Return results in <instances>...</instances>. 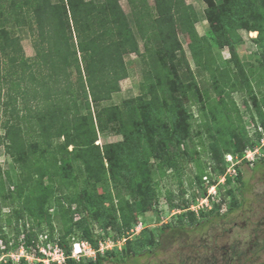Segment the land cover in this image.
Here are the masks:
<instances>
[{"label":"trees","instance_id":"1","mask_svg":"<svg viewBox=\"0 0 264 264\" xmlns=\"http://www.w3.org/2000/svg\"><path fill=\"white\" fill-rule=\"evenodd\" d=\"M204 1L207 4L205 15L212 31L228 27L236 16V10H242V4L247 6L246 0H222L220 4L215 0ZM128 2L137 33L144 42V53L140 51L139 39L120 0H105L100 4L86 0H0V106L3 116L8 118V124L4 125L5 135L0 134V147L4 146L9 153H13L12 148L16 150L15 135L20 129L10 123L21 119L20 112L23 109L29 115V121L35 120L40 125L41 132L38 129L36 132L48 135L50 141L62 136L67 140L68 146L73 145L78 164L76 174L72 172V168L71 174L62 173L65 178L70 177L67 182L70 190L63 197L58 196L55 189L41 185L43 193L32 203L23 194L21 186L16 185L10 196L5 184L0 182V194H3L1 199L8 202L12 198L13 216L17 220L16 244L11 246L10 237L0 236V241L5 240L6 245L5 250L0 247L1 255L9 254L13 247L17 249L22 234L26 249L37 248V256L41 258L43 254L38 251L40 236L46 237L43 242L45 246L48 243L58 244L67 256L65 264H128L129 260L138 261L142 253L140 250H134L126 258H122L117 249L100 252L101 242L107 239L115 242L126 239L125 243L131 250L154 245L156 238L151 230H142L141 235L134 240L126 237L138 223L137 206L143 213L153 211L160 219L157 190L159 181L153 180V171L148 169V157L160 160L158 169L165 176L170 170L181 172L176 157L180 153L173 151L176 156L170 158L167 154L169 145L176 144L177 148L184 146V152L190 159L194 155L193 151H197L196 148L189 149L188 145L192 140L188 134L189 127L185 126L191 118L188 104L203 103L205 97L198 89L193 70L185 59L179 31L192 40L196 58L201 56L202 41L195 28L198 15L185 0H154L153 6L149 0ZM10 22L19 27H27L35 38L33 44L36 61L33 66L25 59L19 39L13 38L8 31L6 26ZM219 44L221 47L227 45ZM231 49L235 51V44H232ZM128 54L139 55L145 64L144 95L126 100L123 112L116 106L100 110L103 103L110 101L113 94L120 91V82L127 78L124 56ZM183 64L189 72L182 76L178 68ZM73 73L77 75L76 81L72 80ZM226 86V83L215 85L220 94L225 93ZM228 96L231 97L229 93ZM222 103L225 107L224 102ZM82 109L88 110V113L82 114ZM94 111L101 131L109 125L121 123V116L128 114L127 117L136 125L139 134L125 129L123 144H107L101 148L95 144L98 136L94 125ZM215 116L213 120H220L219 115ZM223 116V119L229 120L230 110L227 109ZM165 117L167 122L165 119L163 122ZM70 122H74V139L68 132L70 130H67ZM214 126H217V122L212 126H200L199 135L203 144L206 138L205 127L206 131H210ZM149 129L154 135L147 140ZM255 129L252 136L242 129L240 157L246 149L255 148L263 140L264 128L263 132L258 126ZM139 138L146 143L136 144V150H132L129 145ZM225 139L219 136L214 144L208 146L207 162L210 166L206 163V167L196 178L199 194L194 196L195 199L204 198L210 185L216 184V180L225 173L226 169H218L215 157L219 148L229 147ZM51 147V143H47L45 148L33 143L29 145L27 154L35 157V165L40 162L48 170L46 165ZM225 154L227 153L222 156L225 157ZM200 158L198 153L197 158L193 159L200 161ZM224 163L223 160V165ZM258 163H264V159L251 168ZM242 164L246 165L244 162ZM207 165L214 176L207 171ZM240 165L237 166L238 172ZM205 177L209 178V183L204 181ZM238 180L243 181L242 175ZM124 182L127 196L120 187ZM102 186L104 192L101 194L99 188ZM6 191L8 194H5ZM184 195L185 191L182 192V196ZM64 199L69 207L61 213L64 230L57 235L55 217L51 211L58 208V205L61 209ZM227 201L226 197L222 200L228 205V212L223 216L221 210L224 203H213L214 217H225L242 204L238 200L235 204L233 200ZM235 205L237 206L234 207ZM189 208L190 203L184 198L182 203L171 204L172 210L184 211ZM201 214L204 215L203 212ZM182 216L188 218L190 224L198 223L196 212L188 210ZM20 221H23L22 229ZM44 222L48 229L42 226ZM111 231L116 236L110 237ZM157 231L164 233L163 229ZM76 238L88 243L96 252L95 257H83L79 261L72 258L75 244L72 241ZM238 255L246 256V253L239 252ZM1 264L14 262L8 257ZM21 264H27V261L22 258Z\"/></svg>","mask_w":264,"mask_h":264},{"label":"rangeland","instance_id":"2","mask_svg":"<svg viewBox=\"0 0 264 264\" xmlns=\"http://www.w3.org/2000/svg\"><path fill=\"white\" fill-rule=\"evenodd\" d=\"M86 1H94L100 4L105 0ZM185 1L194 8L198 15L195 28L202 41L200 46L201 56H197V59L194 56L195 47L192 40L179 31L185 59L193 70L198 89L205 97L203 103H195L194 100H191L193 103L188 104V114H191V118L185 126L189 127L188 134L192 137L188 145L189 149L196 148L197 151H193L194 155L190 159L184 152V146L177 148L176 144L169 145L167 154L170 158L176 156L173 151L180 153L176 157L181 172L175 173L170 170L165 176L161 175L158 169L160 160L153 156L148 157V169L153 171V180L159 181L157 190L160 219L158 220L153 211L146 209L148 212L143 213L141 208L137 206L138 223L126 238L134 240L141 235L142 230L147 229L153 232L156 241L151 247L140 246L131 250L125 243L126 239H123L120 240V246L113 250H119L122 258L131 255L134 250L142 252L137 262L129 260L128 264H262L264 263V163H258L254 168L238 164L236 165H240V172H238V170H234V164L229 163L227 158L231 156L235 162L236 159L240 158L239 152L242 149L240 134L242 129L249 136H252L256 126L261 129L264 128V0H246L247 6L242 4V10H236V16L228 27H222L219 30L213 29V31L205 15L207 9L205 1ZM149 2L151 6L154 5V0H149ZM215 2L220 4L222 0H215ZM120 4L139 39L140 51L144 53V42L137 33L130 4L128 0H120ZM6 27L13 38L19 39L25 59L33 66L36 61V50L33 44L35 38L31 35L29 29L19 27L13 22L8 23ZM219 43L227 45L221 47ZM232 44H235V51L231 49ZM124 61L127 67V78L120 82V91L113 94L110 101L103 103L100 110L104 107L116 106L122 109L123 112V105L126 100L144 95L145 64L143 59L137 54H128L124 56ZM2 69H4L3 66ZM178 69L182 76L189 72L185 64L179 65ZM76 79L77 75L73 73L72 80L76 81ZM223 83L227 84V89H225V93L220 94L215 85ZM228 93L231 97L228 96ZM222 102H224L225 107H223ZM227 109L230 110L229 120L227 118L226 120L223 119L225 118L223 114L226 113ZM82 110V114L88 113V110ZM96 114L94 111V125L97 128L98 136L95 144L101 148H104L107 144H114L115 146L123 144L125 142V132L123 130L125 129L134 130L136 135L139 134L136 125H133L132 120L127 117L128 114L127 116L125 114L121 116V123L109 125L103 131L99 128ZM0 115V134L4 136V125L8 124V118L3 116L1 106ZM26 115L27 118H25ZM215 115H219L220 120H213L216 117ZM28 116L25 110L21 109V119L10 123L11 126L15 125L17 129H20V131H16L18 134L15 135L17 151L12 148L13 153H9L4 146L0 147V182L5 184L10 196V192L15 189L16 185L21 186L23 194L29 197L32 203L43 193L41 185L55 189L57 195L63 197L70 190L67 185L70 177L65 178L62 173L69 172L71 174L70 168L74 169L72 170L74 174L77 173L76 149L74 150L73 145L68 146L67 140L62 136L53 138L50 141L48 135L38 133L41 132L40 125L35 120L29 121ZM164 119L167 122L166 117L163 118V122ZM158 121L161 122L160 119ZM158 121L156 122L158 123ZM214 122H217V126L211 127L210 131H206L205 127L204 137L206 138L205 144H203L199 135L200 126H206V124L212 126ZM73 128L74 122L67 124V130H70L68 132L72 134L74 139ZM37 129L38 132H36ZM148 132L150 134L147 135V140H150L154 133L150 129ZM219 136L223 139L226 138L225 142L228 143L229 147L219 148V151L215 153V157L218 169L222 170L224 168L226 170L223 176L216 180L217 183L212 184L215 186L216 195H214V199L210 200H213L212 203H224L222 200L226 197L228 198L227 202L233 200V204H235V201L238 200L242 204L233 213L225 217H222L228 212V205L225 203L222 205V216L218 217L213 216L212 209L196 207V215L199 218L198 223L190 224L189 219L182 216L189 209L184 211L172 210L171 204L182 203V198H184L189 201L191 206H198L197 200L202 198L197 197L195 199L194 197L199 194L196 178L208 163V146L214 144ZM140 140V138L134 139L133 144L131 143L129 147L136 150L134 145L145 142ZM262 142L263 140L256 147L262 146ZM33 143L43 148L46 147L47 143H51L52 147L48 153L46 165L48 170L44 169L40 162L35 165V157L32 154H27L29 145ZM198 153L201 156L200 161L197 159L195 161L193 158H197ZM224 153H227L225 157L222 156ZM262 153H264V149ZM223 160L225 161L224 165ZM208 165L210 166V163ZM208 165L207 168H209ZM36 168L39 170H34ZM207 171L212 174L211 168ZM241 175L242 182L238 180ZM120 187L122 189L120 190H124L123 193L127 196L126 183L120 184ZM7 191L5 194H8ZM183 191H185L184 196H182ZM103 192L104 186L99 188V193L102 194ZM1 196L3 194H0V236L10 237L12 239L11 246H15L17 220L13 216L12 206L14 202L11 197L8 202H4ZM63 202L61 209L58 205V208L51 211L55 217V234L57 235L63 233L64 230L61 213L69 207L67 200L64 199ZM201 211L204 215L201 214ZM19 225L22 229L23 221H20ZM36 225L37 223H35ZM42 226L47 227L45 222ZM157 228L163 229L164 233L160 234ZM109 234L110 237L116 236V233L112 231ZM39 239V246L43 248L45 236H40ZM77 239L72 243H82ZM19 243L20 246L17 249L13 247L9 254H0V264L8 257H11L14 264H21L22 258L27 261V264H44L33 257L31 249H26L24 234H22ZM0 247L5 250V240L0 241ZM250 250L251 252L254 251V254L249 255ZM236 252L246 253V256H235ZM93 257L95 255L89 252V256L85 258Z\"/></svg>","mask_w":264,"mask_h":264},{"label":"built area","instance_id":"3","mask_svg":"<svg viewBox=\"0 0 264 264\" xmlns=\"http://www.w3.org/2000/svg\"><path fill=\"white\" fill-rule=\"evenodd\" d=\"M260 131L263 132L261 128ZM263 149H264V138H263L262 146H258L254 149H247L244 152L243 156L238 158L239 160L236 159V162L234 159L231 158V156L227 158V161L231 164H234L235 171L237 170L236 165L242 164L243 162L246 163V165H248L249 167H253L257 162L264 159V153H262ZM204 181H206L207 183L210 182L208 177H205ZM208 192L209 194L207 193V195L204 198H202L201 200H197L198 206L190 205L191 207L189 208V210L193 212H197L196 207L199 208L207 207L209 209H213L212 206L214 202L212 203L213 200L211 201L210 199H214V195H216L215 186L211 185L208 189ZM120 244H121L120 241L115 242L112 239L104 240L100 244V252L103 253L108 250L111 251L119 247ZM31 250L33 257L36 258L39 262H42L44 264H65L67 260V256L65 252L56 243L53 244L48 243L46 246L43 245V248H40V246L38 245V251L43 254V258L37 256V248H32ZM89 252L94 255L96 254V252L92 249V247L88 243L86 242L75 243L73 248L72 258L79 261L83 257L89 256Z\"/></svg>","mask_w":264,"mask_h":264},{"label":"flooded vegetation","instance_id":"4","mask_svg":"<svg viewBox=\"0 0 264 264\" xmlns=\"http://www.w3.org/2000/svg\"><path fill=\"white\" fill-rule=\"evenodd\" d=\"M238 253H239V252H236L235 256L238 255ZM252 253L254 254V251L251 252V250H250L249 255L252 254ZM238 257H243V256L238 255Z\"/></svg>","mask_w":264,"mask_h":264}]
</instances>
